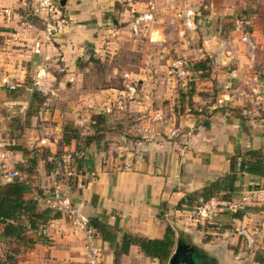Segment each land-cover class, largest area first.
<instances>
[{"label": "crops", "instance_id": "obj_1", "mask_svg": "<svg viewBox=\"0 0 264 264\" xmlns=\"http://www.w3.org/2000/svg\"><path fill=\"white\" fill-rule=\"evenodd\" d=\"M26 1L0 0V36L9 44L1 53L0 98L8 89L15 95L17 88L25 86L30 95L35 91L54 95L58 91L63 99L60 104H48L46 101L51 100L46 97L36 116L19 120L14 119L8 107L21 103L16 95L6 94L3 105L8 107L5 116L0 117L1 179L12 182L14 179L7 180V174L18 171L20 180H27L31 187L26 200H35L39 211L48 209L46 199L59 190L90 219L99 217L105 221L112 232L99 237L102 264H160L136 245L130 246L128 253H121L123 235L161 240L168 229L175 234V247L179 233L194 238L195 243L188 242L201 251V264H264V205L248 206L237 212L242 215L239 218L237 213H221L213 222L194 217L184 204L180 208L187 196L201 193L210 183L229 174L230 158L249 151L264 154V0H68L61 10L59 33L43 46L40 55L34 53V44L25 52L27 55L18 47L44 38L46 33L45 27L24 21L23 10L32 0ZM190 8L198 15L197 30L190 32L193 36L188 46L180 35L184 27L177 13ZM242 10L245 15H236ZM145 12H152L155 20L135 37L130 23ZM34 14L42 21L37 10ZM162 17H167L164 25ZM238 17L250 23L257 45L254 62L239 36L232 33L233 21ZM143 35L150 41H145ZM155 36L160 39L155 41ZM194 36L199 37L197 45ZM155 43L162 47L158 51L161 60L176 55L188 57L194 67L202 62L205 70L193 67L183 78L175 79L163 65L141 66L139 72H126L138 78L139 89L133 98L128 97L126 87L89 84L85 74L93 63L121 59L125 49L134 44ZM8 57L16 59V66ZM30 57L36 70L29 75L27 84L28 77L19 60ZM128 109L140 114L134 125L139 122L154 131L155 140L139 141L134 125L130 129L123 122ZM39 116H46L43 131L36 127ZM110 121L115 127L109 131L106 126ZM64 122L86 129L84 134L97 140L100 135L104 139L108 128L106 139L110 143L102 147L96 140L82 147L74 183H67L68 179L58 182V169L48 170L43 158L48 154L35 152L39 157L38 174L24 172L28 158L9 148L8 141H13L14 146L18 141L29 152L31 146L42 147L50 153L52 157L47 160L52 162L60 150L75 154L80 144L64 143ZM121 127L124 131H115ZM172 131H178L179 137L170 138ZM184 138L187 145L183 144ZM79 184L83 187L79 188ZM235 186L233 200L249 190H264V177L243 173ZM202 203L198 197L192 208ZM219 223L229 227L222 232L208 227ZM242 230L248 233L251 243ZM28 234L33 243L18 264L88 263L83 234L76 232L64 215ZM105 236L109 239L105 240Z\"/></svg>", "mask_w": 264, "mask_h": 264}, {"label": "trees", "instance_id": "obj_2", "mask_svg": "<svg viewBox=\"0 0 264 264\" xmlns=\"http://www.w3.org/2000/svg\"><path fill=\"white\" fill-rule=\"evenodd\" d=\"M63 8L64 7L61 9ZM45 28H47L46 23ZM194 68L196 70H205V65L201 62ZM40 95L39 91H36L33 93V98H40ZM39 100L42 101V99ZM80 138V131L77 128L75 129L71 126L64 127V143L68 145L73 141L79 143ZM96 140L97 137L95 136L87 137L84 148ZM81 149L80 147V151L82 152L83 150ZM14 150L21 151L24 156L28 158V166L24 172L32 175L33 170L37 169L39 157L33 151H31L33 157H31V152L20 145H16ZM48 157H52L50 153H48L47 158ZM247 157L255 158V160H249ZM43 158H45L48 170L55 169L53 164L47 160L46 156ZM230 163L231 170L229 174L216 182L210 183L201 193H194L187 196L182 201L180 208H182L184 204L192 211L194 209L192 208L194 206L193 204L196 201L198 202V197L203 199V202H207L223 194L222 200H233L234 198L232 199V197L236 192L235 184L240 174L250 173L264 177V154L260 151H249L244 156L236 155L230 158ZM22 170H24V168H22ZM20 179V177H17L12 182L3 185L0 184V245H3L6 241H8L10 246L14 245V248L4 255L0 252V264H18V256L22 255L20 246L23 245L22 247H28L30 243H33L28 233L30 231L39 230L40 228L42 230L51 219L59 218L62 215L60 212L54 211L49 207L44 211H39L35 200H26L25 195L31 191V187L27 180ZM198 206L199 205L196 207ZM235 216L239 218L242 215L237 213ZM90 223L91 226L96 229L99 237L103 234L107 235L112 232L108 224L99 217L90 219ZM174 236L175 234L171 229L167 230L166 236L161 240H152L145 237L125 234L123 235L121 253H128L130 246L136 245L142 249L147 257L158 259L160 264H168L175 251ZM104 239L108 240L109 237L105 236Z\"/></svg>", "mask_w": 264, "mask_h": 264}, {"label": "rangeland", "instance_id": "obj_3", "mask_svg": "<svg viewBox=\"0 0 264 264\" xmlns=\"http://www.w3.org/2000/svg\"><path fill=\"white\" fill-rule=\"evenodd\" d=\"M255 1H260V0H255ZM27 5L28 6H25L26 9L23 10V19H24V21L27 20V21L30 22V24L33 23L38 28H44L45 27V21H44L43 17H45V16H43L41 14V16H42L41 17L42 21H41L34 14V11H36V3H35V1H32V2H30ZM186 10L184 12H186ZM237 14H239V16H241L242 14L245 15L243 10L240 13H236V15ZM177 18L180 19L181 21H183V18L179 17L178 13H177ZM243 19H244V17H243ZM161 20H162L161 25H164V23L167 20V17H162ZM154 24L155 23L152 24V27L154 26ZM130 25H131V23H130ZM157 26H158V24L155 25V28L151 29L152 32L154 31V29L157 28ZM183 27H184V29L182 28L183 29L182 32L184 33L183 34V38H184L185 42L188 44V46H190L191 45L190 40H191V37L193 36L192 34H190V32H192V30L189 29L187 26H185L184 21H183ZM142 30H143V27L140 28V30H139L140 32L137 35H135V34H133V35L135 37L140 36L142 34ZM193 32H196V31H193ZM131 33H132V30H131ZM142 37L144 38V35ZM175 37H176V33H175ZM187 37H190V39L187 40L186 39ZM194 37H195L194 45H197L198 43H200L199 37H197V36H194ZM177 38H179L178 35H177ZM3 39L4 38H2V36H0V62H1V59H2L1 53L3 51L4 46H9V44H5ZM144 39H145V41H150V39L148 37L144 38ZM156 39H160V36H155V41H156ZM40 40L44 41V38H42V39L38 38V39H36V41H34L32 43L31 42L30 43L29 42H25L24 45H22V46L19 45L18 47H19V49L24 50L23 54L27 55L25 52H28V51L32 50L30 47L33 46V44L35 46V43H37ZM201 42H202V40H201ZM139 44H141V43H139ZM137 45L134 44V45H132L131 49L130 48L129 49L128 48L125 49L126 53L129 54V55L126 56V53H125L124 56H123L124 58L121 57V59L112 60V61L110 59L109 60L107 59L104 62L99 61V62L93 63V65L90 67V72L85 74L87 76V78H88L89 84L91 86H94V87L101 86V87L105 88L107 86H116L118 88H125L126 85L127 84L129 85V83H130V81L125 77L126 72H128V73L139 72L140 71L139 68L141 66H144V65L145 66H151V67L152 66L153 67H157V65H159V66L163 65L169 70L170 69V65L172 64V62L179 59V57H177L178 55H176L175 58L168 59V60H161L160 58H158V51L162 50V47H161L160 44H156L155 43V44H151V46H147V45L137 46ZM155 57H157V59ZM7 59H8V61L13 60V64L12 65L16 66V59H13L11 57H8ZM19 59H21V58H19ZM28 59L29 60H27L26 58L23 59V60H19V65L22 66V68L24 69L23 71L25 72L26 77H28V78H25L26 79L25 82H27V84H28V80L30 81V79H31V77L29 75H31L32 72H34L36 70L35 69L36 67H34V63L31 62V57L28 58ZM3 62H6V60H3ZM41 63H42V61H41ZM41 63H39V64H41ZM190 63L192 64V61H190ZM47 66L48 65H46V67ZM50 67H53V66L49 65L48 68H50ZM20 69H21V67H20ZM10 72H12V71H10ZM137 80H138V78L135 77V81H137ZM17 89H18V92L15 93L16 96L14 94L9 93L10 91L8 89V91H6L4 93L5 96L3 95L4 98H0V117L5 116V112L4 111H5L6 107H8V106H4L3 105L4 104L3 101H5L8 97H11V96H15V98L18 99L19 103H21V104H15L16 106L13 105V106L8 107V109L12 108L10 110H12V114L15 115L14 119H19V120L23 119L24 116L25 117L30 116V115L33 116V117L36 116V114L38 112H40V110L42 108V105H43V103L46 100V97L50 98V100H51V101H49V100L46 101V103H48V104H53V103L54 104L55 103L60 104L61 103L60 100L63 99L62 97H60V93L58 91H55L54 95L50 91L48 92V95H45L46 93L39 92L41 94L40 98L38 97L36 99V98H33V94L32 93H31L32 95H30V93L27 92V90L25 89V86H24V88H17ZM138 89H139V86H138ZM35 92H33V93H35ZM6 94L8 95V97H6L7 96ZM134 97H136V95ZM39 99H42V101H40ZM23 102H25V104H22ZM23 105H25V107ZM44 110H46V109H44ZM127 113H128L127 116L125 115L124 118H123L124 119L123 122L130 129H132L131 127L134 125V121L136 120V118L140 114H138L136 112V110H131V109H128ZM45 117L46 116H44V117L39 116L37 124H36L37 125L36 126L37 130H42L43 131V126L42 125L44 124L43 122L46 121ZM34 122H35V120H34ZM125 124L123 126H125ZM65 126H69V127L71 126V127L75 128V129L77 128L79 131L82 129V131H80V135H81V138H80V141H79L80 144L77 146V149H75V154H71L72 152H62V150H60L56 154L55 158H53L51 160L52 161L51 163L53 164L54 168L58 169V171H59V174L57 176L58 179H59L58 182H61V181L64 182L65 179H68L67 183H74V179L76 177V173L78 172L76 170V168H75L77 166V163H78V156H82V154H80L81 153L80 147L81 148L84 147L87 137H90V136H86V134H84L85 133L84 130H86V129H83V128L80 129L75 124L71 125V122L62 123V131H63L62 133L63 134H64V127ZM83 126H85V125H83ZM106 127H108L109 131H110V128H114L115 126L110 121V123ZM108 128L105 129V133L103 134L104 139H103L102 135L98 136L99 138H98L97 142L102 147H104L106 144L108 146V144L110 143L109 142V138H108V140L106 139V136H107L106 135L107 134L106 130L108 131ZM117 130H119L121 132L124 131L122 129V127H121V130L120 129H115V131H117ZM54 131H55V133H57L56 129H54ZM44 132H45V130H44ZM113 132H114V130H113ZM82 133H83L84 136L82 135ZM56 135L58 136V133ZM101 137H102V139H101ZM139 141L141 142L143 140H139ZM8 142H9V146H8L9 148H14L16 145H18V141L15 142L16 143L15 146L13 144V141H8ZM125 149H126V147H125ZM31 151L39 153L42 156L48 154V153H46V150L44 148L37 147L36 145L31 146ZM77 151H79V152H77ZM69 154H71L72 156L68 157ZM33 174L34 175L38 174L37 169L33 170ZM3 175L6 176V174H3ZM7 175H9V174H7ZM1 178H2V175H0V184L3 185L4 183H6L5 182L6 178L4 177L5 179H3V180ZM58 191L59 190H57V192ZM218 199H221V197L219 196ZM224 213L226 214V212H224ZM64 216L68 218V216L66 214ZM208 227H209V229L214 230L216 232H222L229 226L226 223H223V224L219 223L218 225H208ZM179 238H183V239H185L187 241H191V242L195 243V241L193 240L194 238L192 236L186 234V233H179L178 237H176V242H177V240ZM22 246H20V251H21L22 254H25L30 247H22ZM176 247H177V245H176ZM176 247H175V250H176ZM13 248H14V245L10 246L8 244V241H6V243H4L3 245H0V252L4 255L6 252L10 251ZM20 257H21V255L18 256V261H19Z\"/></svg>", "mask_w": 264, "mask_h": 264}, {"label": "built area", "instance_id": "obj_4", "mask_svg": "<svg viewBox=\"0 0 264 264\" xmlns=\"http://www.w3.org/2000/svg\"><path fill=\"white\" fill-rule=\"evenodd\" d=\"M36 3L37 13L43 17L47 24L44 41H38L35 43L34 52L36 55H40L44 44L51 43L53 38L59 33L58 23L62 16L61 2L62 0H32ZM197 11L194 8L187 9L186 12H182L179 17L183 18L185 26L192 31H196V17ZM42 17V16H41ZM155 17L152 12L139 13L134 21L131 22L132 33L137 35L141 27H145L147 24L154 22ZM233 34L239 36L241 43H243L248 50V56L250 61L254 62L256 59L255 53L257 45L253 39L250 23L243 18H236L233 21ZM183 32L180 31V35L183 36ZM194 65L190 63L188 57H181L175 60L170 65L169 75L175 79H181L189 73V70ZM125 77L130 81L129 85H126L128 91V97L133 98L138 93L139 82L135 81L129 74ZM264 103V102H263ZM134 129L143 141H153L156 139L157 134L144 128L141 123L135 122ZM179 132L172 131L170 138H178ZM141 141V142H143ZM183 144L187 145L188 141L186 138L183 139ZM2 164L0 162V172L2 171ZM7 180H12L20 176L18 171L9 172ZM79 187H83L79 185ZM46 204L49 208L54 211L60 212L62 215H67L74 230L81 232L84 237L85 247L87 251V264H102V248L99 246V235L91 226L90 217L84 214L78 207L74 206L70 197L66 196L59 191L54 192L48 199ZM264 205V190L256 189L249 190L244 193L240 198L236 200L226 201L218 198H212L211 200L202 203L200 206L195 207L192 211L194 217H198L203 222H213L214 219L221 213L230 212L237 213L246 209L248 206ZM241 234L251 243V239L248 233L241 231Z\"/></svg>", "mask_w": 264, "mask_h": 264}, {"label": "water", "instance_id": "obj_5", "mask_svg": "<svg viewBox=\"0 0 264 264\" xmlns=\"http://www.w3.org/2000/svg\"><path fill=\"white\" fill-rule=\"evenodd\" d=\"M68 2V0H62L61 2V6L65 7L66 3ZM183 238H180L178 243H177V247L176 250L173 254V256L171 257L169 264H182V263H187V249L188 246L183 244L184 242L182 241Z\"/></svg>", "mask_w": 264, "mask_h": 264}, {"label": "flooded vegetation", "instance_id": "obj_6", "mask_svg": "<svg viewBox=\"0 0 264 264\" xmlns=\"http://www.w3.org/2000/svg\"><path fill=\"white\" fill-rule=\"evenodd\" d=\"M182 241L184 242L183 244L188 246L187 258H186L187 263H182V264H201L200 257L202 256L199 248L185 239H182Z\"/></svg>", "mask_w": 264, "mask_h": 264}]
</instances>
